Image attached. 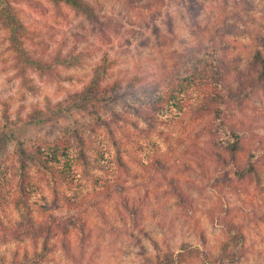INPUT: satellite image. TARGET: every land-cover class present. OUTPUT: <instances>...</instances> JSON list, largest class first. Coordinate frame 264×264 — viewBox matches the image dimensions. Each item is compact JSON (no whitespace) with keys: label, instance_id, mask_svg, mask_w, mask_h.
Here are the masks:
<instances>
[{"label":"clouds","instance_id":"clouds-1","mask_svg":"<svg viewBox=\"0 0 264 264\" xmlns=\"http://www.w3.org/2000/svg\"><path fill=\"white\" fill-rule=\"evenodd\" d=\"M0 264H264V0H0Z\"/></svg>","mask_w":264,"mask_h":264}]
</instances>
